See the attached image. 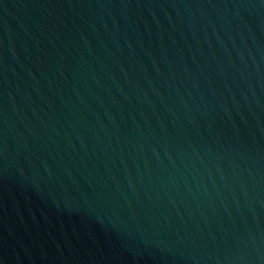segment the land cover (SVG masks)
<instances>
[{
  "label": "water",
  "instance_id": "95a60500",
  "mask_svg": "<svg viewBox=\"0 0 264 264\" xmlns=\"http://www.w3.org/2000/svg\"><path fill=\"white\" fill-rule=\"evenodd\" d=\"M0 264H264V0H0Z\"/></svg>",
  "mask_w": 264,
  "mask_h": 264
}]
</instances>
